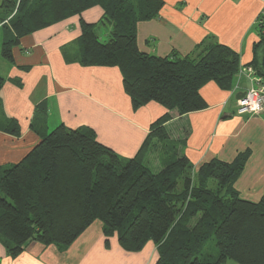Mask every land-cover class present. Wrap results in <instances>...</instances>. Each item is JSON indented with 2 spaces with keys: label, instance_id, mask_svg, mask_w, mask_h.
<instances>
[{
  "label": "trees",
  "instance_id": "obj_1",
  "mask_svg": "<svg viewBox=\"0 0 264 264\" xmlns=\"http://www.w3.org/2000/svg\"><path fill=\"white\" fill-rule=\"evenodd\" d=\"M162 0H2V56L14 60L22 37L78 16L84 66H116L134 110L155 101L165 113L155 119L137 153L125 157L98 139L88 125L62 123L46 132L49 106L36 108L31 127L40 142L20 161L0 166V243L11 257L37 241L59 249L70 246L100 220L107 240L116 236L131 252L157 245L155 264H264V194L258 201L241 197L235 182L250 156L233 161L213 158L197 170L170 141L167 124L176 116L205 109L201 89L214 81L231 90L241 69L240 53L218 41L202 42L192 55L157 56L141 51L137 25L158 16ZM101 6L98 22L83 12ZM112 26L101 40L99 23ZM259 40L246 64L259 75ZM5 79L0 75V90ZM13 134L19 125L10 119ZM161 152V167L148 161Z\"/></svg>",
  "mask_w": 264,
  "mask_h": 264
},
{
  "label": "crops",
  "instance_id": "obj_2",
  "mask_svg": "<svg viewBox=\"0 0 264 264\" xmlns=\"http://www.w3.org/2000/svg\"><path fill=\"white\" fill-rule=\"evenodd\" d=\"M162 1L157 17L137 25L141 51L186 56L195 54L202 42L218 41L240 53L241 68L253 59L262 0ZM102 15L98 5L83 12L89 22H98ZM80 34V20L74 16L22 37L13 48V61L0 51V75L5 79L0 90L1 167L20 161L40 142L41 135L31 122L42 101L49 106L47 133L62 123L73 128L88 125L100 141L125 157L137 153L151 123L165 113L155 101L134 110L118 67L81 65ZM2 39L0 33V48ZM250 87L247 73L236 75L231 90L210 81L201 89L208 106L176 116L167 128L170 141L195 170L213 158L231 162L250 150L235 187L241 197L258 201L264 194V112L239 114L237 105V96ZM10 119L18 123L20 134L10 131ZM155 161L159 169L161 155ZM156 259L155 243L127 251L115 235L107 240L100 220L65 249L31 241L21 254L11 257L0 243V264H155Z\"/></svg>",
  "mask_w": 264,
  "mask_h": 264
},
{
  "label": "built area",
  "instance_id": "obj_3",
  "mask_svg": "<svg viewBox=\"0 0 264 264\" xmlns=\"http://www.w3.org/2000/svg\"><path fill=\"white\" fill-rule=\"evenodd\" d=\"M259 17L264 22V0ZM240 73H247L251 87L245 91L243 97L238 98L239 114H260L264 112V75H259L251 66H245L240 69Z\"/></svg>",
  "mask_w": 264,
  "mask_h": 264
},
{
  "label": "rangeland",
  "instance_id": "obj_4",
  "mask_svg": "<svg viewBox=\"0 0 264 264\" xmlns=\"http://www.w3.org/2000/svg\"><path fill=\"white\" fill-rule=\"evenodd\" d=\"M96 29H97V32L100 35L102 40L106 41V40L109 39L110 31H111V25L110 24H108V23H104V24L99 23L97 25ZM0 33L3 34V30H1ZM0 51H1V48H0ZM55 127H56L55 125L52 126L50 128L49 132H51L52 129H54ZM160 153L161 152L159 150L157 152V150L151 149V151L148 154V161H149V163L151 164V166H152V168L154 170H158V169H156V167H158V166H157V164H156L157 162L155 160H156V157H158Z\"/></svg>",
  "mask_w": 264,
  "mask_h": 264
},
{
  "label": "water",
  "instance_id": "obj_5",
  "mask_svg": "<svg viewBox=\"0 0 264 264\" xmlns=\"http://www.w3.org/2000/svg\"><path fill=\"white\" fill-rule=\"evenodd\" d=\"M257 59H258V69L260 70L261 74L264 75V40L262 41L261 45L257 50ZM245 92H241L237 97H243Z\"/></svg>",
  "mask_w": 264,
  "mask_h": 264
}]
</instances>
